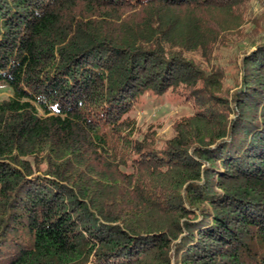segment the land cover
I'll use <instances>...</instances> for the list:
<instances>
[{"label": "trees", "instance_id": "obj_1", "mask_svg": "<svg viewBox=\"0 0 264 264\" xmlns=\"http://www.w3.org/2000/svg\"><path fill=\"white\" fill-rule=\"evenodd\" d=\"M252 2L0 0V264H264ZM165 95L167 139L132 115Z\"/></svg>", "mask_w": 264, "mask_h": 264}, {"label": "rangeland", "instance_id": "obj_2", "mask_svg": "<svg viewBox=\"0 0 264 264\" xmlns=\"http://www.w3.org/2000/svg\"><path fill=\"white\" fill-rule=\"evenodd\" d=\"M250 14L252 17L261 15L264 17V0H254L251 4ZM258 42L264 43V31L260 33ZM236 43L214 52L210 58V62L206 65H216L226 71L224 82L231 83L228 74L235 71L234 66H239L240 58L254 49L247 40L238 39ZM11 94L5 83L0 82V100ZM189 113L188 107L177 98L171 95L162 97H145L132 113L135 117L136 127L145 130L152 129L156 131V136L167 139L172 134V125L176 119Z\"/></svg>", "mask_w": 264, "mask_h": 264}]
</instances>
